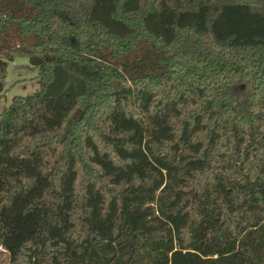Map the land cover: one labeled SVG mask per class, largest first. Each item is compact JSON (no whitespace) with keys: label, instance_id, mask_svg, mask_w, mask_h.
<instances>
[{"label":"trees","instance_id":"1","mask_svg":"<svg viewBox=\"0 0 264 264\" xmlns=\"http://www.w3.org/2000/svg\"><path fill=\"white\" fill-rule=\"evenodd\" d=\"M17 58L0 264H264V0H0Z\"/></svg>","mask_w":264,"mask_h":264},{"label":"rangeland","instance_id":"2","mask_svg":"<svg viewBox=\"0 0 264 264\" xmlns=\"http://www.w3.org/2000/svg\"><path fill=\"white\" fill-rule=\"evenodd\" d=\"M4 85V95L0 98V116L3 110L9 107L15 96H27L40 89L38 66L33 65L28 58L9 61ZM0 251H4V249L0 248ZM3 264H9L7 254Z\"/></svg>","mask_w":264,"mask_h":264}]
</instances>
